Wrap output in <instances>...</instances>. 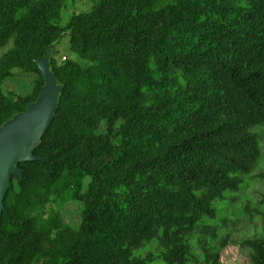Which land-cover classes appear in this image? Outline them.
Wrapping results in <instances>:
<instances>
[{"label": "trees", "instance_id": "16d2710c", "mask_svg": "<svg viewBox=\"0 0 264 264\" xmlns=\"http://www.w3.org/2000/svg\"><path fill=\"white\" fill-rule=\"evenodd\" d=\"M68 1L0 0V131L54 45L80 60L50 59L56 108L10 175L0 264H220V207L261 154L264 0H93L63 25ZM16 71L29 95L4 92ZM242 246L264 264V238Z\"/></svg>", "mask_w": 264, "mask_h": 264}, {"label": "rangeland", "instance_id": "374dc122", "mask_svg": "<svg viewBox=\"0 0 264 264\" xmlns=\"http://www.w3.org/2000/svg\"><path fill=\"white\" fill-rule=\"evenodd\" d=\"M92 3L93 0H69L64 13L63 25L70 20L72 15L88 11ZM12 47V42H10L5 49L0 51V58ZM52 57L55 60L61 58L60 61L65 59L79 60L78 56L70 52L67 37L63 38L59 44L52 47L47 58L38 61L40 70L47 79L46 85L50 84V59ZM15 73L13 77L5 81L4 92L15 91L22 96L29 95L37 76L21 71ZM53 87L57 89L54 84ZM258 134L261 139V154L258 163L251 174L243 181L241 189L228 199L227 206H221L219 210L225 214V217L223 219L219 218L220 221L216 223L217 234L221 239L226 236L229 237L227 247L220 253V264H250V250L242 246V242L245 239L264 238V206L261 203L264 195V180L259 177V174L264 173V128L259 129ZM116 142H118V139ZM85 185L86 181L84 182ZM83 208L84 205L80 202H70L64 205L60 211L63 219L68 224L78 228ZM192 240L194 252L198 255L201 254V247L198 242H195L197 239L194 237Z\"/></svg>", "mask_w": 264, "mask_h": 264}, {"label": "water", "instance_id": "95a60500", "mask_svg": "<svg viewBox=\"0 0 264 264\" xmlns=\"http://www.w3.org/2000/svg\"><path fill=\"white\" fill-rule=\"evenodd\" d=\"M53 84L51 75L50 84L44 86L37 103L15 120L18 122L0 131V212L3 196L10 187V175L17 173L18 162L32 159L27 154L28 148L39 138L56 108L58 89Z\"/></svg>", "mask_w": 264, "mask_h": 264}]
</instances>
